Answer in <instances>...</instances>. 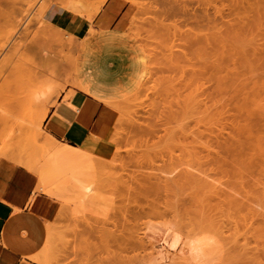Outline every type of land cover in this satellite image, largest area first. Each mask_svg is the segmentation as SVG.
<instances>
[{"label": "rangeland", "instance_id": "1", "mask_svg": "<svg viewBox=\"0 0 264 264\" xmlns=\"http://www.w3.org/2000/svg\"><path fill=\"white\" fill-rule=\"evenodd\" d=\"M82 1L91 13L102 4V0ZM126 1L136 5L131 27L125 28L121 35L104 36L96 31L86 40L78 41L91 53L101 56L107 51L104 39L111 40L109 50L117 58L109 66L115 78L114 102L110 107L100 101L114 118L108 142L101 143L118 141L114 150L100 157L103 166L94 175L87 176L88 183H94L89 198H84L69 175L55 193H45L54 205L48 226L51 241L45 254L51 264H264V20L256 29V40H253L256 36H246L237 42L230 33L229 38L223 37L222 44L218 38L234 25L233 21L237 19L238 24L236 21L235 24L239 25V18L244 15L245 20L248 19L244 24L248 25L257 16L249 12L243 14L241 8L231 15V10L236 3L238 5L236 0ZM54 3L62 4L61 0H2L0 3L3 77L14 68L30 71L33 68L31 72L16 71L18 76L24 75L23 79L21 75L15 80L13 71L14 75L9 73L11 78L8 74L10 81L0 75V119L7 111L23 117L30 114L31 119L35 114L36 110L25 99L27 84L31 83L33 71L44 70L38 63L48 65L42 61L43 53L49 55L48 50L52 49L57 57L62 50L38 31L52 30L44 21V11ZM174 8L189 11V19L204 20L203 24L208 27L201 34L209 39L206 50L179 40V34L177 41L183 43L176 46L175 31H181L180 36L183 31V36L199 31L195 21L188 20L187 24L186 16L173 14ZM12 21L18 26L13 33L12 28L7 27ZM40 21L43 23L38 26ZM229 21L232 23L227 27ZM172 37L176 41L174 48L170 43ZM257 43L261 45V49L256 47L257 51L261 50V59L252 56L249 61V53L248 61L239 69L247 74L236 80L231 74L235 72V62L238 63L237 50L251 52ZM37 44L40 53L34 49ZM83 52L67 56L74 58ZM37 55L42 56V60ZM218 60L222 70L217 71ZM15 62H22L23 68L20 64L22 69L15 66ZM133 62L140 74L131 75ZM8 63L14 67L10 68ZM5 66L7 70H3ZM227 74L229 77L225 78ZM51 78L58 84L63 82L62 87L58 85L59 99L63 94L81 91L76 88L75 78H71L74 86L65 85L68 78L64 74ZM17 80L24 83L17 85ZM10 82L16 83L14 89L18 93ZM246 95L250 96L251 110L258 114L252 130L245 126L239 108ZM21 97L24 106L19 103ZM50 99L47 100L49 108L54 103L50 105ZM198 103L204 106L199 104V107ZM172 114L181 115L182 123L165 125L164 119ZM198 119L201 122L196 125ZM44 123L43 134L47 132ZM1 125V150L11 145L7 144V135L15 144L14 150L18 149L19 141L24 139L23 135V139L18 140V137L23 133L6 134ZM170 127L177 133L167 134L165 129ZM185 128L190 130L183 132ZM178 134L181 135L179 140L176 139ZM102 138L105 140L107 136ZM1 159L6 158L0 155ZM202 178L212 185L201 181ZM237 191L242 194H236ZM251 223H255L254 229ZM190 239H200L205 254L204 259L199 258L201 261L192 258ZM256 247L258 250L251 253L250 249ZM56 251H60L59 259L54 258ZM163 255L162 260L159 257Z\"/></svg>", "mask_w": 264, "mask_h": 264}, {"label": "bare ground", "instance_id": "2", "mask_svg": "<svg viewBox=\"0 0 264 264\" xmlns=\"http://www.w3.org/2000/svg\"><path fill=\"white\" fill-rule=\"evenodd\" d=\"M106 1L107 0H102V4L93 13L88 11L87 4L84 1H82V0H61V3L66 7V9L69 8L70 10H72V11H74L76 13H79L81 15H87V16H89L91 18L94 15H96L102 9V7L106 3ZM202 1L203 0H201V2ZM1 2H2V0H0V3ZM236 2H238V5L236 3L235 7L231 10V15H233L232 12L237 11L238 8H241L244 11V12H241V13H243V14L244 13H248V12L249 13H255L257 16L255 14H253V16L255 15L256 17H255L254 21L250 20L249 21L250 24H248V25L244 24V22H246V20H248L247 18L245 20L244 15H243V17L239 18V19H241V21H243V23L241 21L239 22L240 24L242 23L241 25L240 24L237 25L238 24L237 19L235 20L237 24H235V21H233V23H234L233 26L231 24L232 22L229 21L230 23H228L227 27H229V24H231V25L226 30V33H227L228 37L227 36L226 37L223 36V35L226 34V33L223 32L224 34L223 35L220 34V36L218 38V40H220V42L222 44H224L223 37L224 38H229L230 37L229 36L230 33H232L234 35L232 37V39L234 41H237V42H239L240 40L244 39V37H246V36H252V37L256 36V37L253 38V40H256V38L258 37V34L255 33L256 29L258 28V26L261 25L260 23H262V20H264V0H236ZM173 14H175L176 16H180V17L182 15L186 16L187 19H186V17H184V18L186 19V23L187 24H189V22H187L188 20L189 21L193 20V18H192L193 16L192 17L190 16V18H192V19L188 18V15H190V12L186 11V10L182 11L181 9L179 10L178 8H176V9L174 8ZM134 16H135V14H134ZM134 16L132 17V19L134 18ZM221 17L224 19V14H221ZM250 18H253V17L251 16ZM132 19H131V21H132ZM182 20H184V19H182ZM197 20H198V18H197ZM197 20L196 21H195V19L193 20V22L194 21L196 22V25L194 24L195 22L193 24H191L192 22H190V25H192L193 27L195 25V28L197 27L199 32H197V30H194L195 33L194 32L192 33V31H190V33H191L190 34V33H188V30H189L188 29L186 31V34L188 33L187 35L183 36L185 34L184 31H183L182 32L183 35L180 36L181 35V31L179 30L180 33H177V31H175L174 32L176 34L175 39L177 38L176 41L178 40V34H179V38H180L179 40H181V41L183 40V42L186 40V43L189 44L191 47L200 46V47H202V49L206 50L209 39L207 38V35H205V34L203 35L201 33H203V31H205L204 29H206L208 26L203 24L204 20H202V19H201V21H197ZM231 21H232V19H231ZM40 22H39V24H37L38 26H41L40 24L43 23V22H41V23ZM14 23L12 21V22H10L7 25L9 30H10V28H12L11 31H10L12 33L15 32L14 30L18 27V26L16 27V22H14ZM45 23L48 24L47 22H45ZM178 25H180V24H178ZM48 26H50V28H52V30L49 29V28L48 29H44L43 28L41 30L39 29L38 30V31H40L39 34L43 38H45L46 40L48 39V40L54 41L58 46H60L62 48L63 51L61 49H60V51L63 52L64 54L66 52V51L64 52V49H66L68 51L66 53H68V54L61 55L62 53L59 51L60 52V54L58 55L59 57L58 56L56 57L55 55H53V53L55 54V52L51 51L52 50L51 48H50L51 50H48V53H49V51L51 53L52 52L53 53L52 54L50 53L49 55L45 52L46 49H43V50H45V51H43L45 53L42 52L44 54V56L42 54L43 60H42V56H39V55H37V56L41 57L39 59L42 60V61H45V64H47L46 62H48V65L44 66V62L38 63L40 65L42 64V66L37 64V66L39 68H42V67H45V68H42L44 70H39L38 71L39 68L37 67V71L38 72H35L36 70L33 71V73H32L33 76L30 73L33 68L32 69L30 68L31 71L29 69L28 70L22 69L23 68L21 66L22 62H18V63L15 62L17 65L15 63H13V65L15 64V66H18L22 70H19L18 67H17V69L19 71L16 70L15 68H14V71H13V69L12 70H8L9 73H11L12 71L16 73L15 75L13 74V72L11 73V74L14 75L15 80H16V78L18 76L17 72L21 73L24 70L25 71H30V72H28V76H30V77L32 76L31 77L32 79H31V83L29 85L27 84L28 91H26L25 93H27V92L28 93H27L25 99L29 103L30 107L33 106L32 108L35 109L36 111L34 110L35 114L32 117V119H31V117H29L30 116L29 113H28L29 116L27 114L28 117H23L24 115H22V114H21V116H19V115L14 114V113H9L10 111L6 112V114H5L6 116L4 115V117H1L0 125L2 124L3 127H5V129H6L3 132L7 131L6 134L9 133V134H12V135L16 134V133H18V134L23 133V134H20V136H19L20 138L18 136H16V137H18V140H19V139L22 138L21 136L23 135L24 139L26 137H27V139L24 140L22 138L23 142H22V140H20L19 142H21V145L18 147V149L14 150L15 144H12L13 140L11 141L10 137H8V135L5 136L6 139H8L7 140V144L11 143V145H13V146H11V145L9 146L8 145L10 148L7 147V146H4L6 149L3 147V149H2L3 151L0 148V150H1L0 151V155L3 158H6L8 161L12 162L13 164H16L18 166H22V167L26 168L27 170H29L30 172L34 173L39 179V184H38V187H37V191H42V192H47V193H55L58 190L59 186L66 179L67 175H69L70 178L72 179L73 183L75 184V186L83 194L84 198H89L90 193L93 192L94 183L93 182L92 183H88V181L86 180L87 176L94 175L96 173V171L98 169H100V167L103 166V161H102V159H100V157L108 155L109 154L108 151L114 150L115 149V143H117L116 141H118V139L117 140L115 139L116 140L115 143H113L114 141L111 142V143H101V142H108L107 139L110 137V135L112 133V130H110V126H111L110 124L112 122V118H114L112 116L113 113L111 112L110 109H108V110L106 109L107 111H105L103 113V115L99 118V120L97 119L98 120L97 121V125L95 126L94 129L92 128L93 131H92L91 135L87 138V140L81 146H72V145H69V144H66V143H62V142L58 141L57 139H55L56 137L55 138L52 137L47 132H45V134H43L44 133L43 132V123L46 120V118L48 116V113L50 111L49 106H47V100H49L50 98L51 99L53 98V100L50 99V101H48V103L50 105H52L53 102L57 104L58 103L57 101L59 99L58 97H60L59 95L61 93L59 88H58V85H59V87L63 86V82L58 84V82L54 81L53 78H51V77L54 76L55 74H64L66 79L67 78L70 79L69 83L67 82L68 79L65 81L66 82V84L64 83L65 85H69L70 83L73 85L71 78H75V83H76V86H77V87L76 86L75 87L77 89H80L81 91L84 92V94H86L88 96L95 97V98L105 102L108 106L110 105V107H111V105L114 102V100H112V90H114V88H115V78H114L113 71L111 69H109V66L111 65L110 62L114 61V59H117V58L114 57L113 53L109 50L110 44H111L110 43L111 40L108 37L104 39L105 43H106L105 45H106L107 51L104 52L103 55L98 56L95 53H91L88 49L85 48V46L79 44L78 43L79 39L71 36L70 34H68L66 32H64L62 29L60 30L58 27L52 26L50 24H48ZM35 27H37V26L35 25ZM130 27H131V25H130ZM39 28H42V27H39ZM132 28H135V27H132ZM230 28H232V29H230ZM178 29H181V28H178ZM178 29H176V30H178ZM132 30H130V33L132 32ZM134 30H136V29H134ZM12 33H10V34H12ZM21 33H23V32H21ZM34 33H35V31H34ZM94 33H96V30L93 31V33H91V35L94 34ZM174 33L171 36L174 37V35H175ZM37 36L38 35H36V37ZM186 36H187V38H186ZM173 37L170 38V43L173 44V48H174L175 39ZM172 39H173V43H172ZM37 41L38 40L34 41L35 44H36ZM181 41H177V42H180V43L177 44V42H176V46H178V45L181 46V43H183ZM39 42H40V40H39ZM80 43H82V42H80ZM187 44H184V46L185 45L187 46ZM44 45H41V46L44 47ZM52 45H54V44H52ZM256 45L254 47V50L253 51L251 50V52L245 51V50H239V49L237 50L235 55H237L236 60H238V63L235 62L234 67H233V69H235V72H233L231 74V75L237 77L236 80L240 79L241 77L246 76L245 74H247V72L239 71V69L243 66V64H246V61H248L247 60V56H248L249 53H251L250 54L251 57H249V61H250V58H252V56L255 59H261L260 56H259L260 55L259 51H261V50L257 51V48L258 47L260 48L261 45L258 44V43ZM16 46H14V47H16ZM37 46H38V44L36 45V47H34V49H35V51L38 50L39 53H40L39 46L38 47ZM186 46H185V48H186ZM224 47H225V45H224ZM36 48H38V49H36ZM41 49H42V47H41ZM83 50H84V52H83ZM55 51H57V50H55ZM200 51H202V50H200ZM79 52H83L82 55L74 56V58L72 56H71V58L68 57V56H70V54L74 55L73 53L78 54ZM257 52H259V54ZM234 60H235V58H234ZM39 62H41V61H39ZM121 63H123V62H121ZM19 64H20V66L22 68L19 66ZM115 65H116V63H115ZM9 67L13 68L14 66L11 67V65H10ZM9 67H8V69H9ZM4 68H6V66L3 67V70H4ZM73 69H74V74H71V70H73ZM218 69L222 70V64H219V60L216 63V70L218 71ZM6 70H7V68H6ZM130 71H131V75L140 74V72L137 70L136 63H134V62L131 64ZM0 72H1L0 75L2 77H3V74L5 76V73H2L1 70H0ZM9 73H7V76H6L7 78L3 77L4 79L6 78L8 81L11 80L10 79L11 76H10ZM8 74H9L10 78H8ZM21 75H22L21 78L23 79L24 75L23 74H21ZM21 75H19V76H21ZM144 75H145V73H144ZM25 76H27V75H25ZM48 76H50V77H48ZM227 77H229L228 74L225 75V78H227ZM26 78L27 77H24V79H26ZM28 79H29V77L27 78V80ZM12 80L15 81L14 79H12ZM4 81H6V80H4ZM18 81L19 80H17V85L19 83H22V84L24 83V81L19 82V83H18ZM10 83L13 84V89L17 88L16 87L17 85L14 86L15 82L14 83L10 82ZM3 84H4V82H3ZM60 84H62V86H60ZM10 86L12 88V85H9V87ZM3 87H5V85ZM7 88H8V86H7ZM8 89H10V88H8ZM15 89H14V92H17V90L15 91ZM73 90H71V91H73ZM8 92H9V90H8ZM77 92H79V91L77 90ZM2 93H3V90H2ZM73 94H76V92L75 93L73 92L71 94H67L66 93V98H65L66 101L68 99H71L70 97ZM11 95H14V94H11ZM244 97L245 98L242 99L244 102L243 103L240 102V107H239L240 111H241V117L245 121V126L248 127L250 130H252L255 127L256 123H257L258 114L254 110H251V105L248 104V100H249L250 96L246 95ZM22 99H24V98L21 97V102H19L18 100L17 101L19 103H21L22 106H24L23 105L24 101ZM55 99H57V100L54 101ZM201 101L203 102L204 100H201ZM201 101H199V102H201ZM79 102H78V105H79ZM54 103H53V106L56 105ZM66 104H69V103H66ZM199 104L204 106L205 102H204V104L198 103V105ZM22 106H21V108H23ZM68 106H70V105H68ZM13 107H14V109L16 108L15 106H13ZM70 107L73 108V106H70ZM199 107H200V105H199ZM115 108H117V107H115ZM74 109H76V111L78 110L77 108H74ZM24 110H25V108L23 109V111ZM65 110L66 109H64V111ZM102 110H103V108H102ZM118 111H120V109ZM11 112H12V110H11ZM201 113L202 112H200V114ZM80 115H81V113H80ZM67 116H68V112H67ZM72 116H74V115H72ZM26 118H29V121ZM90 118H92V117H90ZM131 118H132L131 120L133 121V117H131ZM182 118L183 117L181 115H176V114L169 115V116H167L164 119L165 120V125L179 124L180 122L182 123ZM69 119H71V118H69ZM118 120L119 119H117V121ZM84 121L85 120L83 119V124L86 122V121L85 122ZM200 122H201V119H198L195 123H196V125H198ZM55 124H56V122H55ZM114 126H116V125H114ZM54 127H57V126H54ZM54 127H53V129H55ZM62 128H64V127H62ZM188 130H190V128H188V129L185 128L182 131L183 132H187ZM165 131H166L167 134H170V133H175L176 134L177 133L174 130V128H171V127L165 129ZM24 133H27L29 135L31 134V135L28 136L27 134H24ZM0 134L2 135L1 132H0ZM6 134L4 133L3 136L6 135ZM1 135H0V137H1ZM25 135H27V136H25ZM43 135H44V137H43ZM62 135L64 136V134H62ZM66 136H67V134H66ZM104 136H107V138L105 140H101L100 138H102ZM180 136L181 135L178 134L176 139L179 140ZM116 137H118V136H116ZM77 140H78V138H77ZM112 140H114V138ZM112 140H110V141H112ZM5 141L6 140H4V143H5ZM8 141H10V142H8ZM2 143H3V141H2ZM80 143H82V142H80ZM17 145H19L18 142H17ZM7 150H9V151H7ZM10 150H12V151H10ZM186 173L187 174H191L189 172H186ZM201 174H203V173H201ZM191 175H194V174H191ZM206 177H208V176L206 175ZM201 181H203V182H205V183H207L209 185H212L209 181L207 182V180H205L203 178L201 179ZM236 194H242V193L237 191ZM236 201L239 202L238 200H236ZM255 226H256L255 223H251V228L252 229H254ZM262 231L264 232V230H262ZM50 235L51 234H49V232H48L47 241L45 243V246L41 250L39 255L36 257V260L39 261L41 264H51V260L48 259L47 255L45 254V252L48 250V248L50 246V241H51ZM200 242H201L200 239L198 241L190 239V241H189V246L191 247V251H192V258L194 257L195 261H197V259H198V261H201L199 259L200 257L203 258V259L205 258L204 257L205 254L203 253V245ZM203 244H205V243H203ZM61 249H60V251H61ZM257 250H258L257 247L253 248V249H250L251 253H253V252L257 251ZM60 251H58V252L56 251L55 256H54L55 259H59ZM159 258H161L163 260V259H165V256L163 255V256H161Z\"/></svg>", "mask_w": 264, "mask_h": 264}, {"label": "crops", "instance_id": "3", "mask_svg": "<svg viewBox=\"0 0 264 264\" xmlns=\"http://www.w3.org/2000/svg\"><path fill=\"white\" fill-rule=\"evenodd\" d=\"M135 11L136 6L126 0H108L90 18L54 3L44 11V20L71 36L84 40L93 30L104 36L121 35L130 25ZM65 98L66 95L63 94L58 103L50 108L44 127L58 141L81 146L107 110L99 99L88 96L83 91H76L67 101ZM82 118L86 121L84 124ZM38 184L39 179L34 173L7 159L0 160V264H41L36 257L47 241L54 205L45 195L52 193L37 191Z\"/></svg>", "mask_w": 264, "mask_h": 264}]
</instances>
